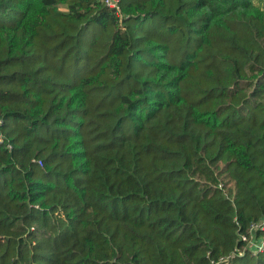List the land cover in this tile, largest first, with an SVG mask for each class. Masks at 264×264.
I'll return each mask as SVG.
<instances>
[{
  "label": "trees",
  "instance_id": "obj_1",
  "mask_svg": "<svg viewBox=\"0 0 264 264\" xmlns=\"http://www.w3.org/2000/svg\"><path fill=\"white\" fill-rule=\"evenodd\" d=\"M118 6L0 0V264H264V0Z\"/></svg>",
  "mask_w": 264,
  "mask_h": 264
},
{
  "label": "built area",
  "instance_id": "obj_2",
  "mask_svg": "<svg viewBox=\"0 0 264 264\" xmlns=\"http://www.w3.org/2000/svg\"><path fill=\"white\" fill-rule=\"evenodd\" d=\"M104 3L107 7L116 9L117 14L120 13V9L118 6V0H104ZM258 232H264V220L253 223L250 228L249 236L242 235L240 236V241L245 243L242 250L237 251V256H242L246 251L250 252L251 255H257L259 252L264 250V237H256ZM234 254L227 258H222L215 264H228L229 259H232ZM214 264V263H213Z\"/></svg>",
  "mask_w": 264,
  "mask_h": 264
},
{
  "label": "rangeland",
  "instance_id": "obj_3",
  "mask_svg": "<svg viewBox=\"0 0 264 264\" xmlns=\"http://www.w3.org/2000/svg\"><path fill=\"white\" fill-rule=\"evenodd\" d=\"M170 1L172 2L173 0H170ZM262 9L264 10V7H262ZM146 21L147 22H145L143 27L137 29L136 32L132 31L134 34L133 39L138 38V37H145V35H147L148 31H149L148 27L152 28L155 33H159V23L157 20L152 21V22H150L149 20H146ZM235 21L244 27L247 25L246 19H244L242 17L236 18ZM152 29H150V30H152ZM124 30L126 31V29H124ZM241 34H242L241 32L234 33L232 31V29H230L228 32H215L214 37H242ZM140 49H143V47Z\"/></svg>",
  "mask_w": 264,
  "mask_h": 264
}]
</instances>
